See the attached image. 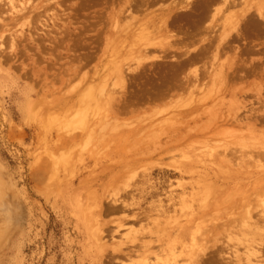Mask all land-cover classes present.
I'll return each instance as SVG.
<instances>
[{
	"label": "rangeland",
	"instance_id": "rangeland-1",
	"mask_svg": "<svg viewBox=\"0 0 264 264\" xmlns=\"http://www.w3.org/2000/svg\"><path fill=\"white\" fill-rule=\"evenodd\" d=\"M61 1L0 0V264H264L256 0Z\"/></svg>",
	"mask_w": 264,
	"mask_h": 264
},
{
	"label": "bare ground",
	"instance_id": "bare-ground-1",
	"mask_svg": "<svg viewBox=\"0 0 264 264\" xmlns=\"http://www.w3.org/2000/svg\"><path fill=\"white\" fill-rule=\"evenodd\" d=\"M51 1H52V0H51ZM64 1H65V0H64ZM199 1H200V0H199ZM213 1H216V0H213ZM213 1H211V2H213ZM217 1L219 2L220 0H217ZM221 1H222V4L224 3V5L226 6V8L234 7V2H235L234 0H221ZM221 1H220L219 3H221ZM27 2H28V1H26V4L20 3V4L17 5V6L12 5V2H11V3H10V5H11V13H10V14H13V15L15 14L16 16H19V17H17L18 19H19V18L22 19V17H25V16L28 14V11H30V13L33 14L34 11L32 10V12H31V10H30V8H29V7H30V4H29L30 2H29V3H27ZM31 2L33 3V1H31ZM44 2H45V1H44ZM61 2H63V0H62ZM207 2H208V1H207ZM218 2H216V3H218ZM50 3H51V2H50ZM131 3H132V2H131ZM196 3H197V2H196ZM205 3H206V2H205ZM219 3H218V4H219ZM239 3H240V1H239ZM241 3H242V2H241ZM27 4H29V7H27L29 10L26 9V5H27ZM201 4H203V2H201ZM206 4H208L207 7L210 6V5H209V2L206 3ZM218 4H217V7H218ZM255 4H256V5H255V11H253V12L255 13V15H256L259 19L264 20V0H256V3H255ZM59 5H60V3H59ZM62 5H63V4H62ZM62 5H61V6H62ZM133 5H135V4H133ZM148 5H149V4H148ZM196 5H197V4H196ZM238 5H239V4H238ZM27 6H28V5H27ZM130 6H131V4H130ZM137 6H138V5H137ZM188 6H189V5H188ZM197 6H199V5H197ZM197 6H196V9H197ZM57 7H58V6H57ZM59 7H60V6H59ZM194 7H195V6H194ZM217 7H216V9H217ZM222 7H224V6H222ZM235 7H237V6H235ZM32 8H33V7H32ZM32 8H31V9H32ZM147 8H148V7H147ZM204 8H206V5L204 6ZM218 8H219V7H218ZM61 9H62V8H61ZM128 9H129V8H128ZM194 9H195V8H194ZM198 9H200V8H198ZM222 9H223V8H222ZM9 10H10V9H9ZM130 10H131V9H130ZM210 10H211V9H209V11H210ZM218 10H219V9H217V11H218ZM220 10H221V9H220ZM225 10H226V9H225ZM199 11H200V10H199ZM246 12H247V11L242 12V13H240V15H231V16L228 18V21H230L231 23H233V25L230 26L228 30H226V31L224 30L225 32H224V34L221 36L222 38H221V40H220V42L222 41V45L225 46V44H224V43H225V40L229 37V35H230L233 31H235V28H234V27H235V24H239V18H241V19L243 18L244 20H242V21H245V20L249 19V18L245 17V13H246ZM37 13H38V12H37ZM60 13H61V12H60ZM125 13H126V11H125ZM127 13H129V12H127ZM210 13H211V12H210ZM254 13H252V14H254ZM32 14H31V15H32ZM38 14H39V13H38ZM130 14H131V13H130ZM243 14H244V15H243ZM53 15H54V14H53ZM131 15H132V14H131ZM208 15H210V14H208ZM213 15H215V14L213 13ZM217 15H218V14H217ZM224 15H225V14H222V16H224ZM29 16H30V15H29ZM35 16H36V15H35ZM35 16H34V18H35ZM57 16H58V15H57ZM184 16H185V15H184ZM210 16L213 17L212 15H210ZM32 17H33V16H32ZM37 17H38V19H39V15H37ZM43 17H44V15H43ZM51 17H54V16H51ZM55 17H56V15H55ZM26 18H27V16H26ZM58 18H60V17H58ZM207 18H209V17H207ZM220 18H221V17H220ZM24 19H25V18H24ZM29 19H30V18H29ZM31 19H32V18H31ZM46 19H47V18H46ZM128 19H129V18H128ZM210 19H211V18H210ZM250 19H251V18H250ZM250 19H249V20H250ZM19 20H20V19H19ZM25 20H26V19H25ZM25 20H24V21H25ZM50 20H51V19H50ZM60 20H61V19H60ZM124 20H125V19H124ZM126 20H127V19H126ZM131 20H133V19H131ZM24 21H23V22H24ZM36 21H37V19H36ZM64 21H65V20H64ZM134 21H135V20H134ZM247 21H248V20H247ZM16 22H17V21H16ZM70 23H71V22H70ZM161 23H162V22H161ZM161 23H160V24H161ZM245 23L248 24L249 22H246V21H245ZM245 23H244V24H245ZM22 24H23V23H22ZM62 24H63V22H62ZM64 24H65V23H64ZM127 24H128V23H127ZM228 24H229V23H228ZM244 24H242V25L244 26ZM27 25H28V24H27ZM34 25H35V24H34ZM112 25H113V24H112ZM242 25H241V26H242ZM2 26H3V25H2ZM21 26H22V25H21ZM32 26H33V25H32ZM46 26H47V25H46ZM52 26H53V25H52ZM54 26H55V24H54ZM114 26H115V25H114ZM125 26H126V25H125ZM136 26H138V25H136ZM245 26H246V24H245ZM250 26H251V24H250ZM57 27H58V26H57ZM141 27L143 28L144 26H141ZM246 27H247V26H246ZM5 28H6V27H5ZM32 28H33V27H32ZM32 28H31V29H32ZM47 28H48V27H47ZM136 28H137V27H136ZM139 28H140V27H139ZM142 28H141V29H142ZM159 28H160V27H159ZM243 28H245V27H243ZM247 28H248V27H247ZM36 29H37V28H36ZM50 29H51V28H50ZM50 29H49V30H50ZM66 29H67V28H66ZM83 29H85V28L83 27ZM148 29H149V27H148ZM148 29H147V30H148ZM248 29H249V28H248ZM3 30H4V29H3ZM33 30H34V29H33ZM33 30H32V31H33ZM51 30H52V29H51ZM231 30H232V31H231ZM238 30H239V29H238ZM46 31H47V30H46ZM144 31H145V30H144ZM144 31H143V32H144ZM156 31H157V30H156ZM230 31H231V32H230ZM48 32H49V31H48ZM51 32H52V31H51ZM51 32H50V33H51ZM65 32H66V31H65ZM143 32H142V33H143ZM205 32H206V30H205ZM27 33H29V32H27ZM32 33H34V32H32ZM50 33H49V34H50ZM62 33H63V32H62ZM10 34H11V33H10ZM233 34H234V33H233ZM18 35H19V34H18ZM31 35H32V34H31ZM51 35H52V33H51ZM1 36H2V35H1ZM12 36H13V35H12ZM29 36H30V35H29ZM32 36H33V35H32ZM46 36H48V35H46ZM64 36H66V35L64 34ZM67 36H68V35H67ZM231 36H232V35H231ZM231 36H230V37H231ZM23 37H24V36H23ZM33 37H34V36H33ZM164 37H165V36H164ZM164 37H163V38H164ZM232 37H233V36H232ZM232 37H231V40H232ZM1 38H2V37H1ZM10 38H11V37H10ZM24 38H25V37H24ZM28 38H29V37H28ZM135 38H136V37H135ZM233 38H234V37H233ZM11 39H13V38H11ZM11 39H10V41H12ZM37 39H38V38H37ZM50 39H51V38H50ZM50 39H49V40H50ZM56 39H57V38H56ZM58 39H59V38H58ZM69 39H71V38H69ZM14 40H15V37H14L13 41H14ZM29 40H30V39H29ZM33 40H34V39H33ZM46 40H47V39H46ZM46 40H45V41H46ZM64 40H65V39H64ZM167 40H169V39L167 38ZM231 40L229 39L228 42H230ZM234 40H235V39H234ZM239 40H240V38H239ZM0 41H1V40H0ZM10 41H9V44H10ZM15 41H16V40H15ZM18 42H20V41H18ZM36 42H37V41H36ZM57 42H58V40H57ZM223 42H224V43H223ZM228 42H227V43H228ZM52 43H53V42H52ZM1 44H2V43H1ZM1 44H0V45H1ZM14 44H15V43H14ZM36 44H37V43H36ZM219 44H220V43H219ZM15 45H16V44H15ZM220 45H221V44H220ZM226 45H227V44H226ZM9 46H11V45H9ZM1 47H2V45L0 46V48H1ZM228 47H229V45H228ZM9 48H10V47H9ZM36 48H37V47H36ZM121 48H122V47H121ZM121 48H120V49H121ZM225 48H226V47H225ZM235 48H236V47H235ZM24 49H25V48H24ZM215 49H216V48H215ZM237 49H238V48H237ZM216 50H217V49H216ZM145 51H146V50H145ZM147 51H148V50H147ZM149 52H150V51H149ZM149 52H148V53H149ZM215 52H216V51H215ZM146 53H147V52H146ZM165 53H167V52H165ZM199 53H202V51H200ZM15 54H16V52H15ZM74 54H75V53H74ZM75 55H76V54H75ZM195 55H196V54H195ZM195 55L192 56L191 58L194 57V59H196V58H195ZM212 55H213V54H212ZM214 55H215V54H214ZM73 56H74V55H73ZM76 56H77V55H76ZM166 56H167V55H166ZM168 56H169V54H168ZM168 56H167V57H168ZM170 56H171V55H170ZM185 56H186V55H185ZM196 56H198L197 58H199V55H198V54H197ZM236 56H237V55H236ZM9 57H10V55H9ZM163 57H164V56H163ZM11 58H12V57H11ZM191 58H190V59H191ZM213 58H214V56H213ZM9 59H10V58H9ZM67 59H68V58H67ZM72 59H73V58H72ZM72 59H69V60L72 61ZM78 59H79V58H78ZM215 59H216V57H215ZM11 60H12V59H11ZM59 60H60V59H59ZM74 60H75V59H74ZM86 60H87V57H86ZM197 60L199 61V59H197ZM200 60H201V59H200ZM55 61H56V60H55ZM57 61H58V60H57ZM67 61H68V60H67ZM187 61H188V62H186V60H185V61L183 62V64L186 63V64H185L186 66H187L188 63H189V64L191 63L190 60L187 59ZM189 61H190V62H189ZM192 61H193V60H192ZM213 61H214V60H213ZM72 62H73V61H72ZM75 62L78 63V61H75ZM83 62H84V61H83ZM85 62H86V61H85ZM87 62H88V61H87ZM137 62H138V60H137ZM194 62H196V60H194ZM199 62H200V61H199ZM55 63H56V62H55ZM57 63H58V62H57ZM68 63H69V62H68ZM70 63H71V62H70ZM135 63H136V62H135ZM178 63H179V65L175 64V65H174V68H177V67H175V66L181 67L182 69H185V68H186V67H184V65L180 64V62H178ZM181 63H182V62H181ZM192 63H193V62H192ZM196 63H197V62H196ZM213 63H214V62H213ZM66 64H67V63H66ZM136 64H137V63H136ZM136 64H134V65H136ZM158 64H159V63H158ZM158 64H156V65H158ZM160 64H161V63H160ZM59 65H60V64H59ZM68 65H69V64H68ZM84 65H86V64L84 63ZM154 65H155V64H154ZM163 65H164V64H163ZM180 65H182V66H180ZM193 65H194V64H193ZM203 65H204V64H203ZM211 65H212V64H211ZM131 66H132V65H131ZM131 66H130V67H131ZM172 66H173V65H172ZM172 66H171V67H172ZM188 66H189V65H188ZM125 67H127V66H125ZM154 67H156V66H154ZM166 67H167V66H166ZM183 67H184V68H183ZM211 67H212V66H211ZM79 68H80V67H79ZM81 68H82V67H81ZM181 68H180V69H181ZM65 69H66V68H65ZM127 69H128V68H127ZM132 69H134V68H132ZM219 69H220V68H219ZM50 70H51V69H50ZM123 70H124V69H123ZM125 70H126V69H125ZM128 70H129V69H128ZM130 70H131V69H130ZM185 70H186V69H185ZM199 70H200V69H199ZM207 70H208V69H207ZM210 70H211V69H210ZM78 71H80V70H78ZM78 71H77V72H78ZM126 71H127V70H126ZM144 71H145V70H144ZM177 71H178V70H176V72H177ZM205 71H206V69H205ZM223 71H224V70H223ZM141 72H142V71H141ZM141 72H140V73H141ZM178 72H179V71H178ZM203 72H204V69H203ZM130 73H131V72H130ZM134 73H135V72H134ZM140 73H136V74H140ZM190 73H191V72H190ZM198 73H199V72H198ZM212 73H213V72H212ZM215 73H217V72H214V74H215ZM62 74H63V73H62ZM104 74H105V73H104ZM136 74H135L134 76H138V75H136ZM191 74H193V73H191ZM214 74H213V75H214ZM219 74L221 75V76H220L221 78H222L223 76L226 77L225 73L223 74L221 70H220ZM63 75H64V74H63ZM126 75H127V74H126ZM131 75H132V74H131ZM193 75H195V78H194V79L196 80V76H198V75L195 74V73H194ZM213 75H212V76H213ZM140 76H141V75H140ZM187 76H188V75H187ZM189 76H190V75H189ZM218 76H219V75H218ZM218 76L214 75V78H213V79L216 80L215 77H218ZM57 77H58V76H57ZM105 77H107V76H105ZM128 77H129V76H128ZM132 77H133V76H132ZM193 77H194V76H193ZM204 77H205V76H204ZM204 77H203V78H204ZM98 78H99V77H98ZM123 78H124V76H123V71H122V72H119V73H118V76H117V80H118L119 82H123V81H124ZM126 78H127V77H126ZM221 78L219 79V77H218L217 80H216V83H218V79H219V83H220ZM113 79H115V78H113ZM96 80H97V78H96ZM106 80H107V79H106ZM98 81H99V80H98ZM222 81H223V80H222ZM95 82H96V81H95ZM106 82H107V81H106ZM108 82H109V81H108ZM111 83H113V82L111 81ZM116 83H117V82H116ZM127 83H128V82H127ZM113 84H114V83H113ZM64 85H65V84H64ZM68 85H69V84H68ZM94 85H95V83H94ZM99 85H100V84H99ZM101 85L105 87L104 84H101ZM101 85H100V87H101ZM127 85H128V84H127ZM219 85H221V84H219ZM111 86H112V85L109 84V87H111ZM113 86H114V85H113ZM98 87H99V86H98ZM104 87H103V88H104ZM114 87H115V86H114ZM114 87H113V88H114ZM128 87H129V86H128ZM131 87H132V86H131ZM216 87H217V86H216ZM39 88H40V87H39ZM92 88H93V86H92ZM115 88H117V87H115ZM97 89H98V91H99L100 88H97ZM101 89H102V87H101ZM87 90H88V89H87ZM110 90H111V89H110ZM113 90H114V89H113ZM103 91H104V89H102V90H101V93H99L100 96H101V94H102ZM38 92H39V91H38ZM38 92H37V93H38ZM99 92H100V91H99ZM104 92H105V91H104ZM127 92H128V91H127ZM86 93H87V96H88V94H90V95H89V98H90V96H91V94H92V92H85V94L83 95L84 103H86V101H85V97H87V96H86ZM102 96H103V95H102ZM96 97H99V96H98V95H95V98H96ZM83 99H81V100H83ZM90 99H91V98H90ZM92 99H93V98H92ZM99 99H100V97H99ZM95 100H96V99H95ZM95 100H94V101H95ZM94 101H93V102H94ZM88 102H90V100H89ZM88 102H87V103H88ZM161 102H162V101H161ZM94 103H95V102H94ZM120 107H122V106H120ZM86 111H88V109H87ZM81 112H82V111H81ZM84 112H85V111H83V114H84ZM247 112H248V111H247ZM75 113H76V112H75ZM117 113H118V112H117ZM76 114H78V112H77ZM80 114H81V113H80ZM175 114H177V113H175ZM179 114H181V113H179ZM84 115H85V114H84ZM84 115H83V116H84ZM177 115H178V114H177ZM80 116H81V115H79V117H80ZM83 116H81V117H83ZM171 116H174V115H171ZM77 117H78V116H77ZM84 117H85V116H84ZM180 117H181V116H180ZM182 117H183V115H182ZM75 118H76V117H75ZM175 118H176V116H175ZM81 119H82V118H81ZM81 119L77 121L78 124H79V122H82V121H83V120L81 121ZM85 119H86V117H85ZM85 119H84V120H85ZM164 120H166V119H164ZM167 120H168V119H167ZM170 120H171V119H170ZM170 120H169V121H170ZM180 120H181V119H180ZM172 121H173V120H172ZM172 121H170V124L173 123ZM77 122H76V123H77ZM84 122H85V121H84ZM171 122H172V123H171ZM74 123H75V122H74ZM74 123H73V124H74ZM165 123H166V122H165ZM168 123H169V122H168ZM68 124H70V122H69ZM84 124H85V123H84ZM179 125H180V124H179ZM82 126H83V125H82ZM81 128H82V127H81ZM73 129H75V128H72V130H73ZM67 130H68V129H67ZM75 130H78V129L76 128ZM79 130H82V129L79 128ZM73 131H74V130H73ZM163 131H164V130H163ZM163 131H162V132H163ZM155 135H156V134H155ZM136 148H137V147H136ZM256 163H257V162H256ZM87 207H88V206H87ZM87 207H86V209H87ZM245 231H246V230H245ZM101 239H102V238H101ZM147 245H148V244H147ZM250 249H251V247H248V251H250ZM252 252H253V250H252ZM257 253H258V251L255 250L253 256H256ZM247 260H248V259H247ZM251 261H252V259H250V262H251ZM258 262H259V261H258ZM171 263H172V262H171ZM173 263H174V262H173ZM256 263H257V262H256Z\"/></svg>",
	"mask_w": 264,
	"mask_h": 264
}]
</instances>
